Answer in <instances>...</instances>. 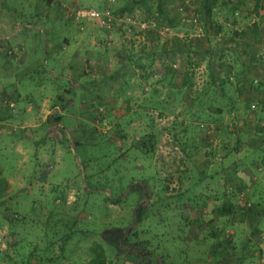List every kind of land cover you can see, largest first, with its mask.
<instances>
[{
  "label": "rangeland",
  "instance_id": "1",
  "mask_svg": "<svg viewBox=\"0 0 264 264\" xmlns=\"http://www.w3.org/2000/svg\"><path fill=\"white\" fill-rule=\"evenodd\" d=\"M80 6L114 19L78 18ZM208 12L203 0H0V264H91L97 244L105 264H264V222L256 220L264 205L221 172L253 146L249 137L264 144V105L243 95L237 75L253 73L254 47L244 66L229 40L237 29L243 40L264 37V0H216ZM172 36L180 104L158 87L171 63L155 58ZM200 36L212 62L207 47L185 48ZM141 47L152 59L144 84L116 63L117 49L134 57ZM200 95L206 103H187ZM43 96L47 117L29 114L21 128L16 106L41 109ZM15 133L30 138L16 142ZM245 156L264 163L263 152ZM141 201L148 209L138 222ZM113 229L126 232L121 246L106 239ZM140 239L147 248L133 247Z\"/></svg>",
  "mask_w": 264,
  "mask_h": 264
},
{
  "label": "crops",
  "instance_id": "2",
  "mask_svg": "<svg viewBox=\"0 0 264 264\" xmlns=\"http://www.w3.org/2000/svg\"><path fill=\"white\" fill-rule=\"evenodd\" d=\"M48 7L49 6L47 5V7L45 8V9H47L46 10L47 12L49 11ZM36 12H38V11H36ZM255 26L257 27L258 25H255ZM37 28H40V27L38 26ZM199 39H200V43H199L200 46L208 47L209 44H208V42H206L204 40L205 39L204 37L200 36ZM241 39H242L241 40L242 43H240L239 45L242 44L245 47V49H247L248 46L249 47L253 46L254 48L251 49L250 51H252L253 55H255V56H254L253 73H251L250 71L245 69V70L241 71V74H237V75H239L242 78V81L239 83V86L241 84L239 89L243 93V95L246 98H248V99L249 98L250 99H257V98L261 99L262 97H264V90L261 91L260 90L261 88H258V89L253 88V86H252L250 81L252 80L251 75L252 76L254 75L257 78L258 77L259 78L260 77H264V37L258 36L257 39H254V40H256L255 42L250 40V39L249 40H243V37ZM190 40L188 42L191 43L192 45H193V43L195 41H197L196 39H192L191 42H190ZM51 42H53V41L51 40ZM166 43H167V46L166 47H165V45L163 46V49H164L162 51L163 52V58L162 59H161V57L155 58L156 61L159 60L161 63H165L164 60H169L170 59L169 61L171 63V66L167 62L165 63L161 79L159 80V85H158L159 92H162V88H164L162 96L167 97L165 95V93L167 92L168 94H171L172 97L174 98V102H173L174 104H177V103L180 104L181 101L179 99V95L183 91L185 86H182V88H181L180 83L179 84L174 83V81H175V79L177 77L176 76V72H177V68L176 67L180 64V61H181L179 55L176 54L177 50L180 53V49L177 46L178 44H175V43H180V42H179L178 38L172 36V38H170V40H167ZM188 47H190V46L187 45L185 48H188ZM141 48L144 49V50L140 49L138 54L136 56H134V57L130 56L129 54H127V52L123 51L122 50L123 48L117 49V51H118L117 52V57L118 58L116 60V63L119 64V67L117 68L119 70V74H121L122 76H125L126 69H125V67L122 64H126L127 67L130 70L129 74L131 75V77L132 78H136L137 77L139 79L140 78L143 79V84H144L145 73H146L145 69H147L148 62L150 60H149V52H148L149 50L148 49L145 50L144 47H141ZM189 51H191V50H189ZM169 52H171V53H169ZM237 56H238L237 57L238 61H240V62H243V63H250L251 62L250 54L249 53L245 54L242 51L241 47H238ZM79 57H80V59L78 61L75 60L76 63H81V58L83 56L79 55ZM64 62L66 63V60L63 61V59H62V63H64ZM151 62H152V59H151L150 63ZM76 63L74 64V60H73L72 62L69 61L67 65L71 69H75L76 68ZM72 67H75V68H72ZM34 68H36V67L34 66ZM139 68H141L140 71H139ZM48 70H49V72L52 75L51 77H53L54 75H58L59 76V74H60L53 67H49ZM61 74L64 77H67L66 73H61ZM127 79H129V76H127ZM143 84L141 83V85H143ZM128 86H127V88L130 90V92H132V94H134V91H139L138 89H133V87H134L133 83H129ZM201 93L204 94V91H202ZM229 97H231V96H229ZM194 98L188 96V99L186 98L187 99V103H190V105H191V104H195V102L196 103H199V102L206 103V101H207L206 97H205V99H202V95H200L199 98H195V99ZM229 99H230L229 102L234 100V98H232V97L229 98ZM48 100H50V97H47V96L44 97L43 96L39 100V103H38L39 105H41V109L37 108V110H35V111H33L34 110L33 105H35V104L32 103V102L27 103L25 105L20 103V105L16 106V108H15V110H16V114L15 115L17 117L16 120L21 122V125L19 124V126L21 128L25 127L26 130L29 128V127L25 126L26 124H24V122H25L24 119L29 114L33 115L35 113V115H37V113H38L39 116L42 117L41 121H44V119L47 117L46 113L49 112V109H45L44 108V106L47 104ZM204 106L207 107V104H205ZM44 109H45V112H44ZM40 123H42V122H35L33 126L36 127L37 124H40ZM32 133L30 132L31 135H32ZM3 134H5V136L7 135L6 132L3 133ZM3 134H0V137ZM15 134H16V137H15L16 138V142H18V140H20V139L22 140V138H23V141L26 138H30V137H27L25 135L21 136V135H17V133H15ZM248 136H251V133L248 134ZM252 136H254V137L257 136L256 133H255V130H254ZM42 138H45V137H42ZM248 139H250V141H255V143L253 144V146L250 145L249 148L246 146L247 153H249L250 151H253L257 156L261 152L264 153V144L260 145V143L258 144L256 142L259 139L258 137H256L255 139H252L251 137H249ZM1 140H2V138H1ZM250 148L253 149V150H250ZM259 148H260L261 151L258 152ZM22 150L23 149H20L21 153L23 152ZM246 154H241V156L240 155L232 156V157H236L235 158L236 162H234L235 161V159H234L233 163L232 164H227L226 165L227 168H225V170L221 171V172H223V173L225 172L227 174L232 175L231 179L235 180V181H232V182L238 183V185L245 186L247 188L250 187L251 192L249 194V198L252 201L254 200V203H256V204L257 203L264 204V191H263L264 188H263V190H259L258 189L259 185L263 181V178L261 177V175L264 173V168H263L264 167V165H263L264 163H262L261 161H257V159H258V157H257V158L254 159L255 164L253 166L252 165L253 162L252 161H248L246 159V156H245ZM259 208H261L260 205H259ZM257 213L259 215L258 217H256L257 223L259 224V222H264V213L261 212L260 210L257 211Z\"/></svg>",
  "mask_w": 264,
  "mask_h": 264
},
{
  "label": "trees",
  "instance_id": "3",
  "mask_svg": "<svg viewBox=\"0 0 264 264\" xmlns=\"http://www.w3.org/2000/svg\"><path fill=\"white\" fill-rule=\"evenodd\" d=\"M216 2V0H211V4H205L206 3V0H203V5H205L206 7H208V13H210V11L212 10V6H214V3ZM210 23H213L216 27H217V29H222V26L221 25H219V24H217V22H216V20H211V22ZM254 24V23H253ZM242 29H237V30H234V36L233 37H230L229 38V40L231 41V42H234L235 41V43H236V45H238V47H241V45H239L240 43H242L241 42V36L243 35L242 34V31H241ZM235 37V38H234ZM197 39V41H195L194 43H193V45L191 44V43H189V42H184L185 44H187V45H189L190 47H188L191 51H195V52H197L198 50L197 49H195V46H197V44H199L200 43V39H199V37L198 38H196ZM235 43H233V44H235ZM175 44H177V43H175ZM227 44H229V42H227ZM238 47L235 49V52H236V55L238 54ZM211 50V46H208L207 48H206V50H204V52H205V57L206 58H210V62H212L213 61V56L212 55H210V53H209V51ZM248 50L249 49H245V47H243L242 48V51L245 53V51H247V53H248ZM253 54V53H252ZM252 54H250V56L252 55ZM255 56V55H254ZM236 57H238V56H236ZM242 64H244V66H246V64H248L249 65V63H243V62H241ZM251 63V62H250ZM209 67L211 68V66L209 65ZM221 77H223V76H221ZM225 78H228V75H226L225 76ZM260 78H262V79H260V80H257V77H255L254 76V78L253 79H255L256 81H257V84H256V81H253V79L251 80V81H253L255 84H253V82L251 83L252 84V86H253V88H255V89H258V88H261L260 90L261 91H263L264 90V77H260ZM223 80V78H221L220 79V81H222ZM219 81V82H220ZM259 81V82H258ZM185 82V81H184ZM219 82L217 83V84H219ZM259 83V84H258ZM213 84V82H212V80L209 82V85H212ZM211 99H213V98H211ZM210 99V100H211ZM256 101L258 100L262 105H264V97H262L261 99H259V98H257V99H255ZM231 107H234V105H232ZM218 109H220V108H218ZM264 114V113H263ZM262 114H260L259 116H258V118L261 116ZM63 127V126H62ZM234 162H236V159H235V161ZM257 206L258 205H264V204H259V203H257L256 204ZM263 208H264V206H263ZM147 209H148V206H146V205H144L143 203H138L137 205H136V209H135V218H136V220L139 222V221H141L142 220V218H143V216L147 213ZM257 211H259V210H257ZM261 211V210H260ZM264 211V209H262V211L261 212H263ZM259 213V212H258ZM125 231L124 230H118V229H113V230H111V231H107V232H105L104 234L106 235V239H107V241L108 242H110V243H112V244H115V245H117V246H120V244L124 241H126V239H127V236H125ZM128 245V244H127ZM131 247V246H130ZM133 247H135V248H147V241H145V240H136L135 241V243H134V245H133ZM127 249H129V247L127 248ZM92 250H93V252H94V255L91 257V264H105L106 263V257H105V254H104V251H103V249L101 248V246H100V244H97V245H95L93 248H92ZM128 251H130V250H128ZM128 256L130 257L131 255H129V252H128Z\"/></svg>",
  "mask_w": 264,
  "mask_h": 264
},
{
  "label": "built area",
  "instance_id": "4",
  "mask_svg": "<svg viewBox=\"0 0 264 264\" xmlns=\"http://www.w3.org/2000/svg\"><path fill=\"white\" fill-rule=\"evenodd\" d=\"M75 15L78 18L97 19L105 26H110L112 20L114 19L113 15L108 9H106L105 11L99 10L94 6H80L75 10ZM251 108L253 110L256 109L253 103L251 104ZM259 122L260 125L264 127V114L259 117Z\"/></svg>",
  "mask_w": 264,
  "mask_h": 264
},
{
  "label": "flooded vegetation",
  "instance_id": "5",
  "mask_svg": "<svg viewBox=\"0 0 264 264\" xmlns=\"http://www.w3.org/2000/svg\"><path fill=\"white\" fill-rule=\"evenodd\" d=\"M139 190H141V191H144V190H145V188H144V187H143V188H142V187H140V188H139ZM140 203H143V202L141 201ZM122 243H124V241H123ZM122 243H121V244H122ZM121 244H120V246H121ZM127 247L131 248V247H130V246H128V245H127Z\"/></svg>",
  "mask_w": 264,
  "mask_h": 264
},
{
  "label": "water",
  "instance_id": "6",
  "mask_svg": "<svg viewBox=\"0 0 264 264\" xmlns=\"http://www.w3.org/2000/svg\"><path fill=\"white\" fill-rule=\"evenodd\" d=\"M135 209H136V206H135V208H134V217H135ZM136 219V218H135Z\"/></svg>",
  "mask_w": 264,
  "mask_h": 264
}]
</instances>
